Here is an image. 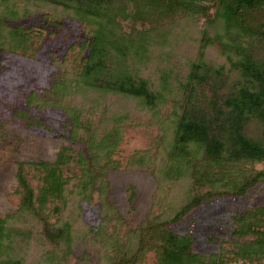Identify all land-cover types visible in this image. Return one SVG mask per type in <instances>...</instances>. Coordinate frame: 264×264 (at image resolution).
<instances>
[{
  "label": "trees",
  "instance_id": "1",
  "mask_svg": "<svg viewBox=\"0 0 264 264\" xmlns=\"http://www.w3.org/2000/svg\"><path fill=\"white\" fill-rule=\"evenodd\" d=\"M65 20L83 25L85 39L69 56L48 52L52 80L12 115L51 132L33 112H61L78 150L32 163L36 196L18 164L24 196L0 217V264H88L74 255L88 240L97 264H144L150 253L156 264H264V205L233 212L231 247L217 253L194 252L191 232L171 229L204 204L264 183V0H0V54L36 59ZM144 124L158 133L127 169L155 179L152 207L123 230L107 173L120 170L125 130ZM69 162L76 171H64ZM93 205L96 227L84 220Z\"/></svg>",
  "mask_w": 264,
  "mask_h": 264
},
{
  "label": "rangeland",
  "instance_id": "2",
  "mask_svg": "<svg viewBox=\"0 0 264 264\" xmlns=\"http://www.w3.org/2000/svg\"><path fill=\"white\" fill-rule=\"evenodd\" d=\"M38 29V24L31 20L28 23ZM44 33L45 30L43 31ZM85 39L83 25L65 20L62 27L52 36L46 35L40 53L36 59L22 55L0 54V217L17 210L24 196V189L17 179L18 164L25 163L24 178L34 195L42 185L40 172L32 163L54 162L62 149H68L75 155L78 146L65 139L67 131L63 127L61 112L47 109L33 112L34 117L49 126L48 132L39 128L27 129L22 121L14 118V110L23 108L26 94L30 90L46 88L52 80L51 56L48 52H56L62 58L68 52V46ZM171 109V104L162 108V113ZM84 117H89L85 115ZM100 114L90 117L96 123ZM147 121V119H146ZM145 121V122H146ZM158 128L152 124H144L127 128L123 141L114 159L119 161L120 170L108 171V202L113 204L126 222L123 230L135 228L148 214L152 207V196L155 179L141 169H127L128 162L137 150L149 148L150 136H156ZM70 171H76L69 162ZM261 168V167H259ZM95 202H98L95 196ZM264 205V183L251 188L244 196H228L211 204H204L198 211L182 222L171 225V229L179 234L191 232L194 237L193 251L208 255L229 249L233 229L231 216L234 211L246 210ZM100 219L96 205L84 206V220L96 227ZM104 231L111 234L112 229ZM75 258L88 257V264H97V246L92 241L75 244ZM75 263V259L71 264ZM144 264H156L153 253H150ZM239 264V263H238Z\"/></svg>",
  "mask_w": 264,
  "mask_h": 264
}]
</instances>
